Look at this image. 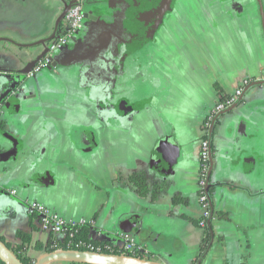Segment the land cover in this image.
Returning <instances> with one entry per match:
<instances>
[{
  "label": "crops",
  "instance_id": "crops-1",
  "mask_svg": "<svg viewBox=\"0 0 264 264\" xmlns=\"http://www.w3.org/2000/svg\"><path fill=\"white\" fill-rule=\"evenodd\" d=\"M68 1L0 0V239L15 248L26 234L27 257L47 253L56 237L30 211L40 202L94 223L92 240L130 234L150 260L194 264L206 237L202 125L264 76V0H89L85 30L29 78ZM165 138L172 163L156 155ZM212 145L214 241L202 264H264V84L220 118Z\"/></svg>",
  "mask_w": 264,
  "mask_h": 264
},
{
  "label": "built area",
  "instance_id": "built-area-1",
  "mask_svg": "<svg viewBox=\"0 0 264 264\" xmlns=\"http://www.w3.org/2000/svg\"><path fill=\"white\" fill-rule=\"evenodd\" d=\"M88 1L89 0H69L64 5L63 12H66V14L61 23L62 25L57 29L54 39L44 46L45 55L29 72L27 75L29 78H34L48 69L53 58L64 52L74 42L75 38L85 30V12ZM263 84L264 76L246 78L232 95L227 96L224 100L214 105L205 117L202 125L204 137L201 141L200 171L198 179L199 203L202 209L199 227L204 230L210 226V223L214 219L210 172L213 167L215 155L212 145V136L217 123L224 114L234 110L241 103L247 89ZM12 193L16 194L17 192L13 191ZM30 211L39 216L42 229L56 237L54 244L58 246V250H74L99 254H115V252H118L119 255L149 259L145 256L148 253L137 243L136 238L130 234H122V242L121 245L118 246L107 243L103 239L85 240L81 237V233L89 225L94 226V223L87 220L76 221L67 219L40 202L30 203Z\"/></svg>",
  "mask_w": 264,
  "mask_h": 264
},
{
  "label": "water",
  "instance_id": "water-1",
  "mask_svg": "<svg viewBox=\"0 0 264 264\" xmlns=\"http://www.w3.org/2000/svg\"><path fill=\"white\" fill-rule=\"evenodd\" d=\"M65 14L66 12H63L61 19L59 20V23L54 33L52 34V36L46 42L43 43V49L45 45H47L52 39H54L55 33L57 29L59 28V25L63 21ZM85 18H86V12H85ZM44 55H45V50H44ZM55 65L56 63H54V66ZM28 74L29 73H27V75ZM21 80L24 81V78H22ZM16 87L12 89L13 93H15V91L17 90ZM16 93L19 94L20 92H16ZM156 155H158V157L161 160L167 163H172L176 159L178 155V149L176 145L174 144L172 138H165L159 142L156 148ZM129 224L130 222H125V224L122 226V230L127 232L128 231L127 226ZM0 258L6 264H24L12 252V250L7 246V244L1 239H0ZM53 263H63V264H69V263H75V264H162V263L150 260V259L128 256V255L99 254V253H89V252H81V251H74V250H55L53 252H47V253L40 255L35 260V264H53Z\"/></svg>",
  "mask_w": 264,
  "mask_h": 264
},
{
  "label": "trees",
  "instance_id": "trees-1",
  "mask_svg": "<svg viewBox=\"0 0 264 264\" xmlns=\"http://www.w3.org/2000/svg\"><path fill=\"white\" fill-rule=\"evenodd\" d=\"M0 127H2L0 125ZM130 182L133 183L137 189H138V193L140 194V196L145 197L146 195V191H145V187H144V176L141 174H134L130 177ZM177 198H175L174 201H176ZM222 216H226L225 214H222ZM206 237L204 240V244L201 248V252L198 255V257L196 258V260L194 261V264H202L204 258L206 257L213 241H214V235L210 229V227H208L205 231ZM20 237L22 238L23 241V245L19 246V247H15V248H10L12 250V252L24 263V264H35V260L31 259L29 257L26 256V249H27V244H29L31 242V238L29 235L26 234H20ZM81 237L84 238L85 240H90V237L88 235V229H84V231L81 233ZM60 248V247H59ZM55 250H58V246H55V244H53L51 247H49L47 249V252H53ZM115 254H119L118 252H115ZM0 264H6L1 258H0ZM69 264H75V263H69Z\"/></svg>",
  "mask_w": 264,
  "mask_h": 264
}]
</instances>
